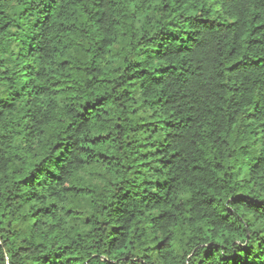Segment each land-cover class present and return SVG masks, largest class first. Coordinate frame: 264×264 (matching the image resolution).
<instances>
[{
    "label": "trees",
    "instance_id": "16d2710c",
    "mask_svg": "<svg viewBox=\"0 0 264 264\" xmlns=\"http://www.w3.org/2000/svg\"><path fill=\"white\" fill-rule=\"evenodd\" d=\"M0 264H264V0H0Z\"/></svg>",
    "mask_w": 264,
    "mask_h": 264
}]
</instances>
